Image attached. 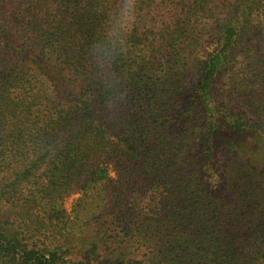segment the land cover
I'll return each mask as SVG.
<instances>
[{
  "label": "trees",
  "instance_id": "1",
  "mask_svg": "<svg viewBox=\"0 0 264 264\" xmlns=\"http://www.w3.org/2000/svg\"><path fill=\"white\" fill-rule=\"evenodd\" d=\"M140 1L134 25L109 50L120 0L110 15L96 14L105 0H0V205L8 198L27 206L30 189L53 204L81 181L117 198L121 186L103 181L107 161L122 158L151 193L141 209L113 212L124 219L126 245L109 253L111 264H125L135 247L152 249L151 264H264V157L257 163L230 143L220 171L210 165L206 189L195 140L169 134L171 121L157 107L193 67L203 31L216 34L197 84V101L209 103L212 79L262 0ZM180 15L187 19L172 21ZM259 149L264 155V138ZM15 215L23 223L34 217ZM11 218L0 215V264H67L60 240L41 248L27 224Z\"/></svg>",
  "mask_w": 264,
  "mask_h": 264
},
{
  "label": "rangeland",
  "instance_id": "2",
  "mask_svg": "<svg viewBox=\"0 0 264 264\" xmlns=\"http://www.w3.org/2000/svg\"><path fill=\"white\" fill-rule=\"evenodd\" d=\"M172 1L165 0L164 5H171ZM105 2L106 7L99 8L97 15L112 13L114 0ZM140 2L135 0L136 14ZM261 2L259 9L254 5L256 10L241 33L240 42L233 55L228 58V63L212 79L207 105L197 101V84L201 78L203 60L216 48V34L211 31H203L202 48L196 53L193 67L181 76L178 83L182 87L177 84L179 87L174 94L162 97L157 102L158 113L162 111L166 116L165 121H171L167 128L169 134L173 137L183 135L195 140L197 155L194 161L200 174L198 180L206 184V189L208 173H211L210 165L214 162L217 164L222 156L221 149L232 142L237 141L243 145L247 155L255 162H263L264 155L259 149L260 138H264V0ZM180 19L184 22L187 17L180 15L172 18V21ZM162 68L159 67L157 71L161 77ZM192 105H195L193 109ZM208 121L212 122L209 136L204 129ZM107 162L109 179H104L103 182L109 189L121 186V195L117 198H113L115 193L113 196L110 194L107 199L105 191L96 188L84 189V182L81 181L73 183L53 204L41 198L36 201L31 189L22 196L24 200H31L27 206H24L27 202L22 201L23 206L16 208L8 198L2 199L0 215L7 219L11 214V219L18 220L21 225L26 223L30 228L28 235H33L41 248L59 244L60 240L58 246L62 247L59 252L65 251L64 259L67 264H111L109 253L126 245V229L122 223L124 219L122 216H115L113 212L116 213L122 208L141 209L147 205L151 192H147L146 182L138 174L132 175L131 172L124 171L122 158ZM262 169L264 170V166ZM212 171L219 172L220 168L216 165ZM210 179L214 185L218 176L213 174ZM3 181L0 186L4 184ZM219 182H224L222 185L227 183L225 178ZM217 184L215 182L214 188L220 191ZM14 194L12 192L8 195ZM19 212L32 214L34 217L23 223L15 215ZM153 255L150 248L141 247L137 250L135 247L130 251L125 264H151Z\"/></svg>",
  "mask_w": 264,
  "mask_h": 264
},
{
  "label": "clouds",
  "instance_id": "3",
  "mask_svg": "<svg viewBox=\"0 0 264 264\" xmlns=\"http://www.w3.org/2000/svg\"><path fill=\"white\" fill-rule=\"evenodd\" d=\"M136 20L135 0H120L119 7L110 17V30L108 34L109 50L119 47L123 34L129 30Z\"/></svg>",
  "mask_w": 264,
  "mask_h": 264
}]
</instances>
